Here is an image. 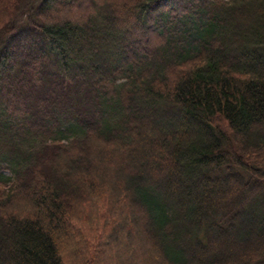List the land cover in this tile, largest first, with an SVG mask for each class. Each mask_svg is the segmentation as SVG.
Returning <instances> with one entry per match:
<instances>
[{
  "label": "trees",
  "instance_id": "1",
  "mask_svg": "<svg viewBox=\"0 0 264 264\" xmlns=\"http://www.w3.org/2000/svg\"><path fill=\"white\" fill-rule=\"evenodd\" d=\"M0 264H264V0H0Z\"/></svg>",
  "mask_w": 264,
  "mask_h": 264
}]
</instances>
